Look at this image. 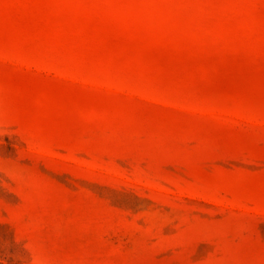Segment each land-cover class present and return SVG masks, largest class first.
Here are the masks:
<instances>
[{
	"label": "rangeland",
	"instance_id": "rangeland-1",
	"mask_svg": "<svg viewBox=\"0 0 264 264\" xmlns=\"http://www.w3.org/2000/svg\"><path fill=\"white\" fill-rule=\"evenodd\" d=\"M0 264H264V0H0Z\"/></svg>",
	"mask_w": 264,
	"mask_h": 264
}]
</instances>
